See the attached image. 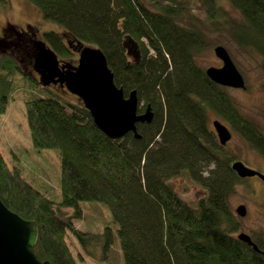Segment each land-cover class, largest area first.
<instances>
[{"label":"trees","instance_id":"obj_1","mask_svg":"<svg viewBox=\"0 0 264 264\" xmlns=\"http://www.w3.org/2000/svg\"><path fill=\"white\" fill-rule=\"evenodd\" d=\"M25 1L59 28L41 33L59 59L74 55L79 43L99 47L115 85L124 95L136 90L137 111L149 104L152 112L149 122L136 123L139 137L129 131L110 138L80 100L51 93L33 72H23L12 54L0 52V113L20 91L32 145L59 153V199L54 200L27 181L16 164L10 168L0 151V200L35 221L36 257L76 264L68 233L85 249L101 244L105 257L114 230L123 264H264V234H250L259 251L236 237L239 222L228 199L243 179L232 170L233 156L218 143L209 121L219 118L263 154L264 137L195 59L209 22L216 27L226 21L231 37L257 52L264 69V0ZM221 1L242 21L227 19ZM31 33L9 28L0 39L32 58L30 39L36 36ZM127 38L138 44L137 58L127 53ZM36 85L48 93L29 97L26 89ZM179 175L204 190L194 206L168 183ZM83 201L108 206L111 218L100 233L74 224Z\"/></svg>","mask_w":264,"mask_h":264},{"label":"rangeland","instance_id":"obj_2","mask_svg":"<svg viewBox=\"0 0 264 264\" xmlns=\"http://www.w3.org/2000/svg\"><path fill=\"white\" fill-rule=\"evenodd\" d=\"M145 4L147 3L145 2ZM196 4L197 8L200 9V3L197 2ZM219 5L227 13V16H225L227 19L242 21L241 16L228 2L221 1ZM149 8L151 9V6ZM195 14L203 16L199 10L195 11ZM209 25L208 29L203 30L205 46L196 54V64L203 69L209 65L220 66L221 60L215 56L213 47L221 44L226 48L244 79L245 87L232 88L225 86V90L232 98L239 113L245 119L255 123L256 129L264 137V69L261 67L262 57L252 48L239 45L231 37L228 22L221 21L214 27L211 21ZM9 28L30 30L33 36L40 39L41 33L45 30H59L55 23L43 20L37 9L25 0H1L0 37ZM11 45L5 41V38L0 39V52L12 54L23 72H33L37 77L38 75L34 72L30 62L32 58L27 56L24 50L20 52L15 50L16 52H14ZM76 56L77 54H74L71 57H63V59L75 62ZM47 87L52 91L51 93L57 94L68 101L80 100L76 95L66 91L64 87H61L64 88L63 90L57 85H48ZM26 91L29 97H37L40 94L48 93L45 88L38 85L35 88L26 89ZM21 96L20 91L15 92L14 99H9L6 110L0 113V151L10 168L13 164H16L27 181L52 199L58 200L59 153L54 148L37 150L32 145L25 115V103ZM210 118L212 120L214 117ZM216 119L226 125L232 132V136L224 145V148L233 156V160H240L246 166L264 174L263 154L245 141L227 123L219 118ZM209 126L213 128L210 121ZM202 172L205 176V171ZM168 183L179 197L193 206L204 192L200 185L186 175L171 177ZM228 202L239 222L236 233L243 231L248 235L251 233L264 234V184L259 178L250 176L237 183L233 193L229 196ZM236 204L245 206L246 212L243 216L235 212ZM80 205L83 212L81 218L73 220L76 227L82 231L100 233L103 230V222L111 218L108 206L98 201H83ZM65 210L70 211L69 208ZM66 240L76 264H123L119 241L114 230H112V241L109 244L108 251L105 252V257H102L101 244L92 249H85L69 233L66 235ZM83 249L85 251L89 250L91 253L87 254Z\"/></svg>","mask_w":264,"mask_h":264},{"label":"water","instance_id":"obj_3","mask_svg":"<svg viewBox=\"0 0 264 264\" xmlns=\"http://www.w3.org/2000/svg\"><path fill=\"white\" fill-rule=\"evenodd\" d=\"M30 41L33 47L31 65L42 86L59 84L76 95L88 110L95 126L108 137L119 138L129 131L134 137H139L136 123L150 121V105H146L142 112L137 111L136 90L124 95L122 88L115 85L113 73L99 47L79 43L76 64H73L59 59L44 40L32 38ZM123 45L132 57L139 56L138 44L132 38L125 39ZM213 52L221 60V65L204 68L208 78L222 86L244 88V79L226 48L217 44ZM212 127L220 144L230 139V131L219 120L213 119ZM231 168L239 177L256 175L264 183L263 173L246 166L240 160H234ZM235 211L243 216L246 208L239 204ZM236 237L259 251L247 233L240 231ZM36 238L35 221L20 217L0 200V264H50L46 260L40 261L34 254L32 247ZM260 252L264 255V251Z\"/></svg>","mask_w":264,"mask_h":264},{"label":"flooded vegetation","instance_id":"obj_4","mask_svg":"<svg viewBox=\"0 0 264 264\" xmlns=\"http://www.w3.org/2000/svg\"><path fill=\"white\" fill-rule=\"evenodd\" d=\"M77 54V56H78V52L76 51L75 52V55ZM77 56H76V59H77ZM62 60H64V59H62ZM73 60V59H72ZM30 62H32V59H31V61ZM73 64H76V61L75 62H72ZM221 65V64H220ZM55 85H57V86H60L59 84H55ZM226 126V125H225ZM227 127V126H226ZM228 128V127H227ZM228 130L230 131V133H231V136H232V132H231V130L228 128ZM213 131H214V129H213ZM214 134H215V137H216V139H217V141H218V143H219V140H218V138H217V135H216V133H215V131H214ZM231 138V137H230ZM226 143H227V141H226ZM225 143V144H226ZM220 144V143H219ZM225 144H221L222 146H224ZM261 152V151H260ZM262 153V152H261ZM263 154V153H262ZM263 156H264V154H263ZM234 161V160H233ZM232 161V162H233ZM231 162V163H232ZM231 165V164H230ZM256 170V169H255ZM258 171V170H257ZM260 172V171H259ZM262 173V172H261ZM238 176V175H237ZM254 176H256V175H254ZM239 177V176H238ZM248 177H250V176H247V177H240V178H242V179H246V178H248ZM257 177V176H256ZM258 178V177H257ZM260 181H262V180H260ZM263 183V182H262ZM264 184V183H263ZM237 205H239V204H236V206H235V208L237 207ZM236 212V211H235ZM250 236V235H249ZM250 238H251V236H250ZM252 239V238H251ZM253 240V239H252ZM254 241V240H253ZM255 243V242H254ZM256 244V243H255ZM262 251H264V250H262Z\"/></svg>","mask_w":264,"mask_h":264}]
</instances>
